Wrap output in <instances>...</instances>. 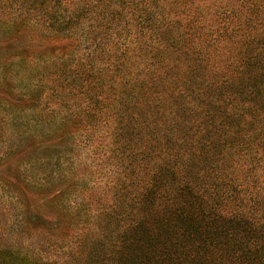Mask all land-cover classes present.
Here are the masks:
<instances>
[{
	"label": "trees",
	"instance_id": "16d2710c",
	"mask_svg": "<svg viewBox=\"0 0 264 264\" xmlns=\"http://www.w3.org/2000/svg\"><path fill=\"white\" fill-rule=\"evenodd\" d=\"M0 7L41 48L0 264H264V0Z\"/></svg>",
	"mask_w": 264,
	"mask_h": 264
},
{
	"label": "rangeland",
	"instance_id": "374dc122",
	"mask_svg": "<svg viewBox=\"0 0 264 264\" xmlns=\"http://www.w3.org/2000/svg\"><path fill=\"white\" fill-rule=\"evenodd\" d=\"M3 10L4 8L0 7V15L6 19L7 13ZM5 21L2 18L0 20V159L2 161L4 159H17L15 155L17 147L26 144L24 138L20 140L19 135H17L18 132L33 134L32 130L36 126L35 119L40 118L33 114V109L28 110V112H21L18 107L22 104L25 107L30 105L31 99L28 88H32L35 82L34 75H37L38 71V66L31 61V55L32 52L39 51L41 48L36 45V39L32 36L33 31H29L25 27H21L20 31H15L18 26L7 27ZM5 28L11 32L3 34L1 30ZM19 54L22 55L18 56ZM23 56L25 60H21ZM39 114L51 122L57 120L55 115H58L50 110H40ZM88 132L91 137L96 138L99 135L98 132L95 133L93 128L89 129ZM83 140L82 145L79 146L78 158L76 157L82 160L87 156L86 147L93 148L95 145L91 139L84 137ZM39 155L43 156L42 153ZM76 158L75 160H77ZM91 178L95 179L94 177Z\"/></svg>",
	"mask_w": 264,
	"mask_h": 264
}]
</instances>
